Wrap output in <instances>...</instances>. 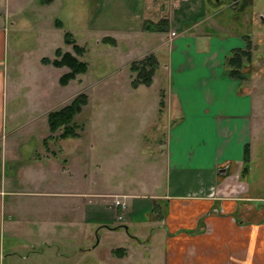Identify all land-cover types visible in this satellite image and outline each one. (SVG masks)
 Segmentation results:
<instances>
[{"label": "crops", "instance_id": "obj_1", "mask_svg": "<svg viewBox=\"0 0 264 264\" xmlns=\"http://www.w3.org/2000/svg\"><path fill=\"white\" fill-rule=\"evenodd\" d=\"M37 1L42 9L52 2ZM219 1H98L90 23L107 37L113 55L138 53L145 44L135 59L149 53L156 57L158 84L164 83L156 110L166 127L163 173L156 170L148 186L124 182L98 191L67 189V173L81 177L86 172H71L51 159L56 158L53 149L44 146L46 158L38 150L22 162L16 136L24 125L4 130L8 112L13 120L17 113H35V121L41 107L31 96H9L14 82L2 65L7 18L15 12H10L11 0H0V264H264V191L251 192L246 179L253 174L255 99L226 63L232 49L247 42L226 32L228 25L217 17ZM38 9L27 20L35 46L50 40ZM160 18L167 20L166 30L143 28L145 19ZM62 25L61 20L57 27ZM119 45L126 49H114ZM19 98L26 105H13ZM48 174L60 180L57 186L47 185ZM24 179L31 182L23 186ZM5 226L11 233L6 254ZM243 226L250 237L221 239V229L239 236V228L240 235L247 231ZM110 238L118 241L110 244ZM21 245L28 249L25 254L16 253Z\"/></svg>", "mask_w": 264, "mask_h": 264}, {"label": "rangeland", "instance_id": "obj_2", "mask_svg": "<svg viewBox=\"0 0 264 264\" xmlns=\"http://www.w3.org/2000/svg\"><path fill=\"white\" fill-rule=\"evenodd\" d=\"M98 1L52 0L50 5L42 9L37 0H11L10 12L13 11L15 14L7 18L2 65L5 75L9 76V81L14 82V89L9 88V96H31L41 108L38 110L40 118L35 121L31 118L35 113L29 111L17 113L13 120L8 112L4 130L9 133L13 124L24 125L16 136L17 153L22 162L26 163L29 159L28 155L33 156L38 150L42 159L46 158L44 155L47 152L43 149L45 146L46 150L53 149L55 153L56 158L51 159L60 164L64 162L71 172L78 168L83 174L86 172V176L81 177L77 174L69 176L67 173L64 177L67 189L100 191L113 186H125L124 182H127L126 186L131 185L130 182H136L138 185L145 183L148 186L156 176V170H162L163 173L166 127H163L165 119L156 109L158 99L162 95L159 86L164 83L158 84L162 81L160 80L162 77L157 70L153 74L152 84H139L136 87L131 85L134 73L129 69V59L139 56V53L145 50V44H140L138 53L127 50L119 58L113 55L112 45L103 40V32L99 29L96 32L90 23L92 11L97 7ZM162 1L165 3L166 0ZM15 5L17 9H13ZM35 7H39L37 11L42 14L41 24L46 31L50 29L48 32L50 40L41 46H35V39L31 38L32 33L28 30L27 20L30 19ZM218 11L217 17L222 20L219 21L228 25L226 32L234 33L249 42L251 58L243 66L247 74L243 80L255 99L250 153L253 174L244 177L249 181L248 190L262 192L264 191V0L236 2L220 0ZM55 18L62 20V27L58 28L54 25ZM208 28L217 29L215 26ZM54 29L56 32L53 33ZM66 30L71 31L76 42L85 47L79 58L87 62V69L83 73H78L65 85H61L58 77L68 70V67L64 65L58 68L51 63L42 64L40 57L47 55L53 58L57 46L72 51L71 45L63 40ZM151 46H154V43H149V47ZM114 49L126 48L119 45ZM125 59H128L127 63ZM79 92H85L88 98L80 112L74 116V120L79 125L78 136L60 138L58 137L60 129L50 134L46 120L47 112L68 103ZM15 104L26 105L21 103V98L15 99L13 105ZM10 109L11 107H8L9 111ZM43 136L47 137L46 142L42 141ZM159 166L161 169L158 168ZM48 180L47 185L50 187L57 186L60 181H54L53 176L49 174ZM22 182L24 186L26 182L31 181L24 179ZM41 184L43 187L47 186L46 183L40 182ZM242 186L246 187L247 184L243 182ZM29 196L35 198L34 195ZM249 214L245 217H253ZM242 228L247 231L242 230L240 235L239 228L236 231L239 236L235 235L233 229H230L231 231L221 229V239L250 237L248 228L244 226ZM18 232L21 237L22 230ZM10 236L11 233L5 226L2 243L5 254L9 252ZM23 239L22 237L21 240ZM116 241L118 240L112 241L110 238L108 243H116ZM16 251L18 254H25L28 249L21 245Z\"/></svg>", "mask_w": 264, "mask_h": 264}, {"label": "trees", "instance_id": "obj_3", "mask_svg": "<svg viewBox=\"0 0 264 264\" xmlns=\"http://www.w3.org/2000/svg\"><path fill=\"white\" fill-rule=\"evenodd\" d=\"M55 24L61 26V20L55 19ZM167 20L160 18L158 21H152L145 19L143 21V28L146 30H158L164 31L167 29ZM107 37L103 40L106 42ZM63 40L66 44H70L71 50H63L62 47L57 46L54 49V57L49 58L42 56L41 61L44 63H52L54 66L68 67V70L64 71L58 78V82L61 85H65L70 79L74 78L78 73H83L87 69V62L79 58L82 55L85 47L76 42L69 30L64 31ZM249 42L245 47H235L232 49L231 54L227 57L226 63L228 66L229 74L236 76L240 79L246 78V73L243 70V66L246 61L250 60L251 52L248 49ZM157 66V59L154 54L149 53L140 59H134L129 64V69L134 73L131 79V85L133 87L139 84L149 85L152 81V76ZM87 94L85 92H79L71 98V100L62 105L59 108L51 109L47 113V124L50 132H54L60 129L58 137H74L78 136V123L74 120L75 114L80 112L82 106L87 102ZM47 137L43 138V142H46ZM248 155V149L246 148L245 156ZM248 158V156H246ZM244 170H248V165L245 164ZM119 248H116L115 251Z\"/></svg>", "mask_w": 264, "mask_h": 264}, {"label": "water", "instance_id": "obj_4", "mask_svg": "<svg viewBox=\"0 0 264 264\" xmlns=\"http://www.w3.org/2000/svg\"><path fill=\"white\" fill-rule=\"evenodd\" d=\"M234 2H236V0H233Z\"/></svg>", "mask_w": 264, "mask_h": 264}, {"label": "built area", "instance_id": "obj_5", "mask_svg": "<svg viewBox=\"0 0 264 264\" xmlns=\"http://www.w3.org/2000/svg\"><path fill=\"white\" fill-rule=\"evenodd\" d=\"M116 202H118V201H116ZM120 203V202H119Z\"/></svg>", "mask_w": 264, "mask_h": 264}]
</instances>
